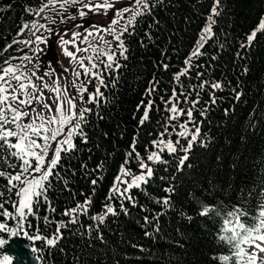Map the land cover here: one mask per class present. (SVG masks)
I'll return each instance as SVG.
<instances>
[{"label":"trees","instance_id":"trees-1","mask_svg":"<svg viewBox=\"0 0 264 264\" xmlns=\"http://www.w3.org/2000/svg\"><path fill=\"white\" fill-rule=\"evenodd\" d=\"M44 2L46 0H0V49L14 39H29L27 29L23 35L18 33L24 24L36 20L38 16L34 12ZM213 3L214 0H163L152 9L151 15L137 18L134 34L126 33L122 37L127 59H123L119 51L115 52V59L121 67L105 69L100 64L98 71L107 85L100 86L103 96L98 98V104L86 103L89 94L94 93L95 86L99 84L91 79L86 87L88 92L83 94L84 101L80 102L82 108L93 109L87 113L89 123L84 125L90 143L80 145L81 148L93 149L92 159L88 160L89 153L85 150L78 153L72 163L79 169L80 162L87 161L92 168L105 158L106 153L113 155L108 158L103 180L96 186L88 216L80 215L77 224L61 229L63 239L51 251L42 242H35L39 250L34 254L36 258L31 256L37 264H116L117 261L119 264H219L213 257L231 255L229 247L214 238L221 218L215 213L198 216L201 203L217 205L224 211L239 204L258 215L261 210L258 205L264 203V29H260V24L264 23V0H220V14L215 17L213 25L215 35L201 49L205 55L192 61L199 67H194L188 77H181L186 87L200 83L201 79L222 85L220 89L208 86L203 91L197 89L200 102L193 118L199 122L201 138L208 146L194 144L189 160L179 172L175 157L183 153H163L162 157L168 163L152 164L154 175L149 183L142 185L141 189L131 190L137 206L132 207L124 201L128 215L108 216L103 225L88 218L102 210L103 201L133 138H137L136 147L142 156L146 148L155 151L150 141L160 131L157 121H162L165 114L154 109L149 112V120L140 126L138 121L144 108L141 106L138 110L137 105L148 98L145 90L155 78L159 84L151 98L156 105L164 107L159 97L164 95L167 98L171 93L175 83L173 74L185 67L184 61L195 47ZM29 8L33 11H26ZM155 21L159 23L155 24ZM254 30L258 31L251 46L242 49L240 45L247 42V36ZM220 44L224 47L220 48ZM17 49H22V43L14 44L0 56V62L22 56L23 51ZM237 52L243 58H238ZM213 56L215 60L211 59ZM162 64L169 65L168 69L164 70ZM197 72L204 75L197 78ZM237 93H240L238 99ZM213 95L215 103H211ZM193 98L189 97L190 100ZM181 106L188 108L189 104ZM201 107L207 108L206 116L200 115ZM99 116L104 118L99 119ZM180 119L186 122L185 117ZM189 128H192L191 124ZM105 132L108 133L107 138L103 136ZM168 138L173 142L177 139L175 135L165 137ZM76 143L79 144V138ZM96 144L100 147L97 148ZM181 144H186V141L181 140ZM0 157V169L15 172L19 161L3 150H0ZM9 164L13 168H8ZM188 164L192 167L189 168ZM131 167L138 170L135 164ZM60 175L68 179V188L60 178H50L53 188L48 192L56 212H46L43 203L38 210L34 207V211H38L40 216L48 215L54 221L67 222L69 217L60 213L90 194L91 177H84L79 170L74 178L64 172ZM173 176L175 179H170ZM5 183L0 179V189ZM170 185L175 187L174 194L164 191ZM169 195L172 207L164 209L155 202ZM112 203L119 211V203L116 200ZM5 207L11 210L9 205ZM181 212L194 218L189 222ZM156 213H161L159 231L149 226L147 231L152 235L145 236L143 217L151 218ZM28 219L36 223L33 217ZM256 222L248 219L249 225ZM7 223L15 225L11 220ZM89 226L100 228L105 243L95 239L97 233L90 231ZM42 231L46 233L48 230ZM25 241L29 246V241ZM29 251L31 253L30 246Z\"/></svg>","mask_w":264,"mask_h":264},{"label":"snow or ice","instance_id":"snow-or-ice-1","mask_svg":"<svg viewBox=\"0 0 264 264\" xmlns=\"http://www.w3.org/2000/svg\"><path fill=\"white\" fill-rule=\"evenodd\" d=\"M116 2L118 0H46L34 12L35 15L39 16L45 12V9H50L55 16L60 17V23H66L69 19L75 21L79 18L81 23L75 24V28H80L87 36L98 37L101 41H103L102 33L111 35L113 41L117 42L115 50H106V48L90 45L94 55H88L85 58L78 57L77 54L79 52L89 51V48L81 49L76 46L77 38L81 35L80 31H72L71 38L64 39L70 29L57 31L55 28L33 21L30 24H24L18 35H23L24 30L27 29L34 39L23 41L14 39L12 43L0 49V56H3L14 44L23 43L25 46L46 44L48 37L37 35L43 29L54 37L53 44L59 41L62 52L69 58L70 64L78 65L80 69H83L85 76H91L99 82L98 86H95V92L90 93L89 99L86 101V103L98 104V98L103 96L100 86L106 87L107 85L104 83L102 73L93 71V69L99 68V65L93 62L94 59L100 60L101 57H106V62L101 60V63L105 64V69L121 67L115 59V52L119 51L121 57L125 60L127 59L125 55L127 48L122 37L126 33L128 35L134 34L137 18L151 15L152 9L162 4L163 0H129L128 4L119 9L115 7ZM77 5L79 6L78 8L76 7ZM69 7L75 8V11L65 16L64 13L68 11ZM219 8L220 0H214L211 14L207 17V23L202 28L195 47L184 61L185 67L173 74L175 83L171 93L167 98L164 95L159 97L161 105L164 107L156 105L151 98L157 91L159 81L154 78L153 82L146 88L145 91L148 98L146 100L142 99L137 105L138 110L141 106L144 108L138 124L143 126L149 120V112L154 109L165 114L162 121H157V127L160 131L150 141L155 151H150L146 148L145 154L142 156L136 147L137 138H133L128 149L125 150L124 160L119 165L118 173L114 176L109 194L106 195L103 201L102 210L88 217L93 221H98L99 225H103L108 216L128 215L129 210L125 207L124 201H128L132 207L137 206V201L131 195V190L133 188L141 189L142 185L149 183V180L154 175L152 164L168 163V161L163 159V153L167 152L169 155H174L177 151L183 153V155L175 157L176 170L179 172L183 171L185 162L189 160V153L194 144L198 143L200 147L208 146L205 139L201 138L199 122L193 118V112L197 111L196 106L200 102V92L197 89L203 91L206 86L220 89L222 85L219 82H209L201 79L200 83L190 84V86L186 87L181 81V77H188L194 67H199L198 65L194 66L192 61L194 58L205 55L201 49L215 35L213 33V25L216 23L215 17L220 14ZM101 9L105 16H107L109 9L113 11V17L109 20L107 26L95 23L84 25L82 23L85 19H91V15L101 14ZM26 11L32 12L33 10L29 8ZM129 13L130 15H127ZM55 16H45L43 18L48 19L51 24H56ZM121 21H125V23L118 30L116 26L121 24ZM158 23L159 21H155V24ZM153 26L150 25V27ZM260 29H264V23L260 24ZM258 30H254L247 36V42L240 45L242 49L251 46V42L256 37ZM146 35L151 39L150 34L146 33ZM84 42H87V40L85 39ZM104 44L110 46L112 41H104ZM68 45L76 47V51H70ZM49 47L51 48L52 45H49ZM219 47L223 48L224 45L220 44ZM17 51H23V49H17ZM36 51L39 52L40 50L37 48ZM236 55L238 58H243L240 52H237ZM16 59L21 61L20 65L11 63L12 60ZM85 59L88 60L90 67L85 66ZM211 59L215 60L216 57L213 56ZM24 61L32 63V57L28 55L10 57L0 62V150L8 152L12 158L19 161V164L15 166V172L0 169V179L6 181L3 188L0 189V218H4L0 219V250H3L12 238L23 236L29 241L31 255L35 257L34 254L39 250L35 246V242H42L51 251L63 239L61 229H67L69 224H77L80 215L88 216L96 186H98L99 181L103 180V173L107 170L105 166L108 163V158L113 153H106L105 158L101 159L92 168H89L87 161H81L79 169L73 166L72 162L77 159V154L82 151L86 150L89 153L88 160L92 159L93 149L88 147L81 148L80 145L87 146L90 143V138L85 131L84 125L89 123L87 113L93 112V109H77L76 97L67 95L68 89L60 84V76L55 74L54 69L39 75L37 71L38 65H33V69L37 70H29L27 65L23 63ZM162 67L167 70L169 65L162 64ZM29 71L30 75L26 74ZM69 71L76 78L71 83L74 87H77L76 80L80 78L81 72L66 68L61 70V75ZM244 71L246 73L247 68ZM196 75L197 78H200L204 73L197 72ZM45 76L54 77L52 85L44 82ZM32 77L40 80L42 87L33 83ZM13 82H15V86ZM88 82L91 83L92 81ZM44 90L54 93V96L45 97ZM77 92L80 100L84 101L83 94L88 92V89L81 84L77 87ZM239 95L240 93H237V99ZM189 97L194 98L190 100ZM65 103L67 108H65ZM183 103H188L189 107H182ZM211 103H215L214 95L211 98ZM45 112L49 113V115L46 116ZM33 113L35 114L34 116ZM199 113L202 116H206L207 108L201 107ZM181 117H185L186 122L182 121ZM103 118V116H99V119ZM189 124L192 125L191 129ZM171 135L177 137L175 142L171 138L165 139V137H170ZM103 136L107 138L108 133H103ZM77 138H79V144L76 143ZM181 140L186 141V144H181ZM95 146L97 148L100 147L99 144ZM62 153L64 154L63 157ZM132 164L137 165V171L132 169ZM188 167L190 168L192 165L188 164ZM8 168H13V165L9 164ZM78 170L84 177H91V192L85 195L82 202L76 201L74 206L65 208L60 213L61 216L69 217L67 222L63 220L54 221L48 215L40 216L38 211H34V207L38 210L41 203H43L46 206V212H56L48 197V192L53 188V181L50 178H60L65 188H68V179L62 177L60 173L64 172L67 176L74 178ZM161 179L165 178L161 177ZM170 179L174 180L175 177L173 176ZM164 191L174 194L175 187L170 185ZM81 195L84 194L81 193ZM113 200L119 203V211L112 203ZM155 202L161 204L164 209L173 206L170 195ZM6 204L10 206L11 210L5 207ZM140 207L143 210V206ZM258 207L261 210L256 215L242 208L239 204L224 211L217 205L201 203L197 211L198 216H210V214L215 213L217 217L221 218V225L217 229L214 238L218 242L227 245L231 255L213 257L219 264H264V203L259 204ZM160 215L161 213H156L151 218L147 215L143 217L142 227L145 229V236L152 235V233L147 231L149 226L155 231H159L158 218ZM181 215L185 216L189 222L194 218L184 212H181ZM29 217H33L36 223L29 220ZM249 218L257 222L249 225ZM9 220L15 221V225L9 226L7 223ZM81 227L84 226L81 225ZM89 229L90 231H96L95 239L105 243L103 234L98 226L94 228L89 226ZM42 230L48 231L45 233ZM88 246L91 247V243ZM133 247L138 246L133 245ZM143 250L141 248V251ZM12 260L13 256L0 251V264H12ZM116 264H119V262L117 261Z\"/></svg>","mask_w":264,"mask_h":264},{"label":"rangeland","instance_id":"rangeland-1","mask_svg":"<svg viewBox=\"0 0 264 264\" xmlns=\"http://www.w3.org/2000/svg\"><path fill=\"white\" fill-rule=\"evenodd\" d=\"M129 3V0H118V2L115 3V7L117 9L124 7L126 4ZM77 8L79 7L78 5L76 6ZM75 11V8L73 7H69L68 11L66 13H64L65 16L71 14L72 12ZM101 14L99 15H91V19H85L82 21V23L84 25H89L92 23H95L97 25H104L107 26L109 20L113 17V11L111 9L108 10L107 16L103 15V10H100ZM127 15H130L127 14ZM54 17L55 14L50 10V9H45L44 13H41L36 20L34 21H38L41 24H45L47 25V27L50 28H55L57 29V31H61V30H65V29H70V31H68V34L64 36V39H70L71 38V33L72 31H80L81 35L79 38H77L76 41V46L84 49V48H89L88 52H84L81 51L79 52L77 55L78 57H82L85 58L88 55H94L91 51V46L93 47H99V48H106V50H115V48L117 47V42L113 41V37L111 35L108 34H104L102 33L101 35H103V41H101L98 37H90L87 36L86 33L83 32L82 29L80 28H75L74 25L77 23H81V21L79 20V18H77L75 21L73 20H67L66 23H60V17L55 16L57 23L56 24H51L49 22L48 19H44L43 17ZM125 23V21H121V24L117 25V29L119 30L120 27H122V25ZM28 38L29 39H34V37L31 36L30 31L28 30L27 32ZM37 35H43L45 37H48V41L46 44H33L31 46H25L22 43V49H23V53L22 56L24 55H28L32 57V63H28L27 61H24L23 63L25 65H27V68L29 70H37V69H33V65H38V74L39 75H43L44 72L46 71H51L52 69L55 70V74L60 76V84L62 86L67 87L68 89V93L67 95L69 96H75V103L77 106V109H81L82 107L80 106V98H79V94L77 92V87L79 85H83L84 87H87V84L89 83L88 81H90L91 79H93L91 76H85L83 74V69H80L78 65L76 64H70V60L69 58H67L61 49L60 43L59 41H56L55 44H53L54 41V37H52L48 32L44 31L43 29L37 33ZM85 39L87 40V42H84ZM28 40V39H27ZM104 41H112V44L110 46H106L104 44ZM49 45H52V47L50 48ZM39 49L40 51L37 52L36 49ZM68 49L70 51L75 52L76 51V47L72 46V45H68ZM20 56V57H22ZM58 58V60H57ZM101 60L106 62V57H101L100 60H96L94 59L93 62L97 63L100 67V64H102L103 66H105L104 63H101ZM85 66L86 67H90L89 62L87 59L84 60ZM12 64L14 65H20L21 61L16 59L14 62H12ZM66 68H71V69H75V70H79L81 72V76L78 80H76V85L77 87H74L71 83L72 80H75L76 78L72 75V72L69 71L67 73H63L61 75V70L62 69H66ZM93 71H98L97 69H93ZM26 74L30 75V71L27 72ZM53 76H45L44 77V82H46L49 85L53 84ZM33 83L37 84L39 87H42V83L40 80L36 79L35 77H32ZM13 85L15 86V82H13ZM45 91V97L48 96H54V93L48 92V90H44ZM51 102V101H49ZM53 107H55L53 105ZM65 108H67V104L65 103ZM35 114L33 113V116ZM45 115H49V113L45 112ZM67 130V129H66ZM49 155H51V153H49ZM137 171V170H135ZM15 222V221H14ZM16 223V222H15ZM16 239L22 240L24 237L23 236H19V237H14ZM24 240V239H23ZM3 251V250H1ZM29 251V250H28ZM4 252V251H3ZM6 253V252H5ZM8 254V253H6ZM12 262H14V258L12 260Z\"/></svg>","mask_w":264,"mask_h":264},{"label":"water","instance_id":"water-1","mask_svg":"<svg viewBox=\"0 0 264 264\" xmlns=\"http://www.w3.org/2000/svg\"><path fill=\"white\" fill-rule=\"evenodd\" d=\"M29 246L25 239L19 240L12 238L7 246L3 249L4 252L13 256L12 264H37L36 259L31 256Z\"/></svg>","mask_w":264,"mask_h":264}]
</instances>
